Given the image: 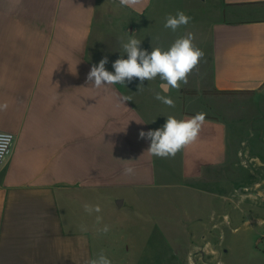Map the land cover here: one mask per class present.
Segmentation results:
<instances>
[{
    "label": "crops",
    "instance_id": "crops-1",
    "mask_svg": "<svg viewBox=\"0 0 264 264\" xmlns=\"http://www.w3.org/2000/svg\"><path fill=\"white\" fill-rule=\"evenodd\" d=\"M177 11L191 20L173 32L164 23ZM189 32L205 55L179 90L161 92L159 77L142 90L138 78L99 90L87 81L104 57L110 72L127 58L121 37L151 52ZM122 96L131 100L119 104ZM3 103L0 132L16 139L0 168V264H86L101 252L112 264H197V251L199 264H227L219 227L201 250L183 243V223L209 213L239 258L264 264V170L250 192L240 181L217 193L211 171L224 170L214 148L221 156L237 149V158L247 148L264 165L256 149L264 147V0H145L136 9L119 0H0ZM199 112L205 123L178 158L147 152L140 131ZM85 203L102 211L89 215ZM105 225L106 234L98 231Z\"/></svg>",
    "mask_w": 264,
    "mask_h": 264
},
{
    "label": "clouds",
    "instance_id": "clouds-1",
    "mask_svg": "<svg viewBox=\"0 0 264 264\" xmlns=\"http://www.w3.org/2000/svg\"><path fill=\"white\" fill-rule=\"evenodd\" d=\"M144 3L145 0H119L121 7L132 9L141 7ZM190 20L191 17L185 12L177 11L175 15L169 14L165 18L164 27L175 32L181 26L187 25ZM194 39V34L189 32L177 38L166 50L161 47H152V51L148 52L140 48L141 41L135 37L127 39L121 37V47L123 53L127 54V58L121 55L116 59L112 64L114 72H110L105 68L108 59L104 57L98 64L91 67L87 74V81L91 84V88L99 90L117 83L125 85L126 81L131 82L133 78H138L139 90H142L145 80L151 81L159 77L161 92L179 90L182 85L188 83V76L205 55L203 50L194 45ZM155 99L168 107H175V102L167 95L157 93ZM129 100L131 97L122 96L119 97L118 103L124 105V102ZM7 108V103L0 104V111H6ZM205 118L206 114L203 112L186 119H177L169 115L161 128L147 132L140 131L139 137L150 141V147L147 150L149 154L159 158L175 157L179 151L197 140ZM123 172L125 175H132L134 168L127 166ZM83 207L89 215L102 211L99 205L85 203ZM96 220L100 223L102 217L97 215ZM109 230V226L105 225L98 231L106 234ZM86 264H112V262L101 252L96 258L86 261Z\"/></svg>",
    "mask_w": 264,
    "mask_h": 264
},
{
    "label": "rangeland",
    "instance_id": "rangeland-1",
    "mask_svg": "<svg viewBox=\"0 0 264 264\" xmlns=\"http://www.w3.org/2000/svg\"><path fill=\"white\" fill-rule=\"evenodd\" d=\"M200 6H204L201 5ZM191 4H189V2H187V7L191 8L190 6ZM174 91V89H173ZM220 109H222V107H220ZM261 133V137L264 138V131L263 132H257ZM218 148H214V163H218L216 166L217 168H224V170L221 172V170H215L212 171V184H213V188L215 189V193H217L219 190H225L227 188V185L233 186L236 183L240 182V181H245L244 184L246 185V190L245 192H250L251 190H253L252 188L255 185V183H259L258 179L259 176H263L262 171L264 170V165L263 163L257 162L255 160H253L250 157V154H246L244 155V150L247 148H243V151L240 152V157L237 158V149L235 150V152L233 151L232 148H230L228 150V152L225 150L223 155L221 156L218 151L216 150ZM256 149H264V147H257ZM177 158H178V154H176ZM244 156L245 160H244V165L246 167V169H244L243 167L239 166V160L238 159H243L242 157ZM228 166H225L227 164H224L223 166V162L225 160H228ZM203 160L202 158L199 159V161L197 162L202 163ZM191 165V164H189ZM221 168V169H222ZM210 177V172H209V176ZM251 185V186H248ZM261 192H264V187L260 189ZM195 196V195H194ZM186 201L189 203L191 202V199L193 198V196H190V194H187L186 196ZM196 197V196H195ZM257 200L259 203L264 204V194L261 196L257 197ZM216 206V205H215ZM214 213V212H213ZM183 214L186 215H195L196 212H191V211H185L183 212ZM198 214V213H197ZM210 214V216H209ZM207 216L204 217H198V219L194 220V218L189 217L188 220H186L183 223V228H182V236H183V243L186 247L192 248L196 251V249H202L199 248L198 245L200 246H204L206 245V243L210 242L211 238H209L210 234H211V229L212 231L214 230V228H218L220 229L221 232V236L224 237V247L225 250H227V253L229 254V257H227V264H254V260H248L250 258H239V248L237 245V242L234 241V239H232V235L228 232V233H224L226 228L223 226V223H221L220 225V221L217 220L218 217L216 218V222L214 225H212L213 221H214V217H211V213H209ZM209 239V240H207ZM197 253V254H196ZM198 253L195 252V261L197 262V264L200 263L199 258L197 257ZM201 259V258H200ZM212 264H216L215 262H212Z\"/></svg>",
    "mask_w": 264,
    "mask_h": 264
},
{
    "label": "built area",
    "instance_id": "built-area-1",
    "mask_svg": "<svg viewBox=\"0 0 264 264\" xmlns=\"http://www.w3.org/2000/svg\"><path fill=\"white\" fill-rule=\"evenodd\" d=\"M16 136L10 132H0V168L10 155Z\"/></svg>",
    "mask_w": 264,
    "mask_h": 264
},
{
    "label": "trees",
    "instance_id": "trees-1",
    "mask_svg": "<svg viewBox=\"0 0 264 264\" xmlns=\"http://www.w3.org/2000/svg\"><path fill=\"white\" fill-rule=\"evenodd\" d=\"M190 93L196 94V92H190Z\"/></svg>",
    "mask_w": 264,
    "mask_h": 264
}]
</instances>
